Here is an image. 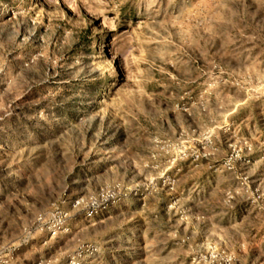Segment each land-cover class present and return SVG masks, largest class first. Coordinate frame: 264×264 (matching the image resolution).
<instances>
[{"label": "rangeland", "instance_id": "rangeland-1", "mask_svg": "<svg viewBox=\"0 0 264 264\" xmlns=\"http://www.w3.org/2000/svg\"><path fill=\"white\" fill-rule=\"evenodd\" d=\"M0 264H264V0H0Z\"/></svg>", "mask_w": 264, "mask_h": 264}]
</instances>
